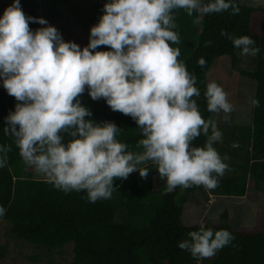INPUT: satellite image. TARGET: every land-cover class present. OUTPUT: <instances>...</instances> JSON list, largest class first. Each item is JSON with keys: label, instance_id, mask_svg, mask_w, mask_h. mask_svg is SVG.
<instances>
[{"label": "clouds", "instance_id": "clouds-1", "mask_svg": "<svg viewBox=\"0 0 264 264\" xmlns=\"http://www.w3.org/2000/svg\"><path fill=\"white\" fill-rule=\"evenodd\" d=\"M179 9L188 16L240 12L235 0H107L81 49L64 42L45 19L26 16L20 0H13L0 16V84L17 103L5 117L3 132L13 138L26 165L65 194L85 192L90 203L110 199L115 180H127L134 172L146 178L149 169L141 165L149 161L168 193L177 187L219 186L230 170V157L217 151L223 133L215 119L202 117L194 99L201 95L196 76L178 59L180 48L172 46L181 43ZM30 23L44 27L33 31ZM220 34L242 56L260 51L249 36ZM99 46L110 50L96 51ZM197 63L203 68L206 61L201 57ZM86 90L93 101L104 99L112 111L135 121L143 137L141 151H129L117 139L121 129L115 123L91 119L92 112L79 99ZM204 97L208 112H222L229 120L234 108L222 86L208 82ZM250 103L259 107L255 98ZM201 135L206 137L203 146H193ZM10 150L0 145V169ZM5 213L0 206V218ZM233 239L226 229L201 226L178 247L199 262Z\"/></svg>", "mask_w": 264, "mask_h": 264}, {"label": "trees", "instance_id": "trees-1", "mask_svg": "<svg viewBox=\"0 0 264 264\" xmlns=\"http://www.w3.org/2000/svg\"><path fill=\"white\" fill-rule=\"evenodd\" d=\"M48 1L44 7L40 6L43 0H20V4L26 16L37 19L41 7V18L48 25L64 24L61 33L64 42L76 43L81 49L86 47L90 29L103 15L107 0H95L86 13L74 0ZM235 2L240 8L238 15H233L231 9L203 16L195 12L188 16L184 10H176V31L181 43L172 46L180 48L178 59L196 76L195 86L201 95L194 99L205 120L217 116L207 111L204 97L207 75L216 60L229 57L233 71L256 81L254 98L259 101V107H253L252 123L233 125L223 139L224 151L238 162L230 164L219 186L210 190L216 196L244 198L251 186L264 195V9L243 6L239 0ZM29 27L35 31L43 26L30 23ZM222 30L236 37L249 36L255 41L260 51L251 56L255 65L251 72L241 69L240 63L245 56L233 47L231 40L221 36ZM208 41L211 44L205 47ZM108 50L107 46L96 49ZM201 57L206 61L203 68L197 63ZM79 99L92 112L93 121L113 122L121 129L117 139L128 145L129 151L142 150L138 142L143 137L131 117L112 111L104 99L93 101L87 90ZM16 103L0 84V145L11 149L7 153L6 167L0 169V206L6 209L0 223L9 222L17 239L49 256L56 253L63 256L71 249L70 264H264V196L257 215L262 229H234L219 221L204 225L213 231L226 229L234 239L215 256L198 262L181 250L178 243L188 239L189 232L201 227L185 225L183 214L187 196L207 191L204 187H177L168 193L165 180L159 177L156 165L149 161L141 165L149 169L146 178L134 172L127 180H115V189L108 200L90 203L85 192L65 194L47 180H34L33 169L20 157L13 138L4 134L5 117L14 111ZM68 139L65 136V140ZM205 140L201 135L193 141V146H203ZM233 143L239 146L233 148ZM156 181L158 188L154 185ZM223 218L228 219V216Z\"/></svg>", "mask_w": 264, "mask_h": 264}, {"label": "rangeland", "instance_id": "rangeland-1", "mask_svg": "<svg viewBox=\"0 0 264 264\" xmlns=\"http://www.w3.org/2000/svg\"><path fill=\"white\" fill-rule=\"evenodd\" d=\"M95 0H74L79 6H83V13L86 9L94 4ZM13 0H0V16L4 10L12 4ZM240 4L246 7H256L264 9V0H239ZM49 4L48 0L41 2V7ZM39 7V18H41L42 10ZM63 23L56 25V29L60 32L63 30ZM44 27V26H43ZM54 27V26H53ZM75 33L79 34L76 30ZM73 34V33H72ZM253 58L245 56L242 58L240 67L243 70L251 72L254 68ZM208 82L215 81L223 87L228 94V100L233 105V112L230 114L228 121L223 119L224 114L221 112L216 116V123L219 130L224 133L223 139L226 138V131L233 125H250L253 119V105L250 100L255 97L256 81L249 77L232 70L231 59L222 57L214 63L207 75ZM226 143H218L217 151L221 156L227 154L224 149ZM226 161L228 165L238 162L233 156ZM25 163V162H24ZM34 180H46L42 175L37 174L33 170ZM158 181L154 183L158 188ZM263 193H260L254 186L250 187V191L244 198L216 196L210 190L205 192L197 191L187 196V202L184 204L183 222L187 226H204L212 225L216 222L228 223L234 229L245 227V230H261L262 226L257 220L258 210L263 204ZM225 215L227 218H223ZM226 219L228 221H226ZM5 250V251H3ZM0 264H70L72 261L71 249H68L65 255L58 253L49 256L44 251H39L30 246L27 242L17 239L11 232V225L7 221L0 223ZM36 257V258H35Z\"/></svg>", "mask_w": 264, "mask_h": 264}]
</instances>
